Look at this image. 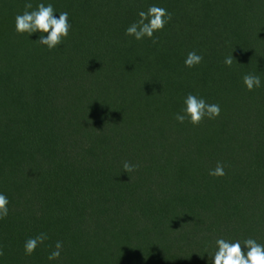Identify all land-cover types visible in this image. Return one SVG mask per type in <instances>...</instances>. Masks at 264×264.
Listing matches in <instances>:
<instances>
[{
	"label": "trees",
	"instance_id": "obj_1",
	"mask_svg": "<svg viewBox=\"0 0 264 264\" xmlns=\"http://www.w3.org/2000/svg\"><path fill=\"white\" fill-rule=\"evenodd\" d=\"M25 2L0 0V264H212L218 238L264 244V0H31L69 14L52 50L15 31ZM151 5L172 13L155 44L125 34ZM189 93L219 117L179 123Z\"/></svg>",
	"mask_w": 264,
	"mask_h": 264
},
{
	"label": "clouds",
	"instance_id": "obj_2",
	"mask_svg": "<svg viewBox=\"0 0 264 264\" xmlns=\"http://www.w3.org/2000/svg\"><path fill=\"white\" fill-rule=\"evenodd\" d=\"M31 0H26L24 3V11L15 17V31L18 34H32L40 32L38 42L41 45H46L49 50L61 45L64 38L69 34L71 24L68 20V12H60L56 18V12L52 4L45 5L39 3L34 10ZM139 19L130 24L126 28L125 34L135 37L136 40H142L145 37L152 39L153 44L157 43V39L153 38L154 33L164 29V26L171 21L172 13L166 8L157 5H151L147 11L138 13ZM43 33H47L45 37ZM203 61V56L195 50L187 53L184 64L188 68H193ZM232 53L225 57L224 64L227 67L233 65ZM243 84L248 91H252L261 86V78L254 73H246L243 76ZM183 114L177 113L175 119L179 123H184L187 119L193 126L199 125L206 117L208 119H216L219 117L221 108L219 104H209L205 99L189 93L184 99ZM138 165L131 162H123L122 168L126 173L135 172ZM208 174L212 177H222L225 173V165L222 162H217L214 169H209ZM9 200L6 195L0 193V219H5L9 214ZM48 240V235L44 232L39 233L35 237L28 238L24 243V253L27 256L33 254L38 246L44 244ZM216 251L211 256L212 264H264V244H260L254 238H247L242 242L240 240H227L218 238L215 241ZM247 248L245 252L241 245ZM63 248V242L57 241L54 250L48 255L47 259L57 260L60 258ZM4 252L0 248V256Z\"/></svg>",
	"mask_w": 264,
	"mask_h": 264
}]
</instances>
